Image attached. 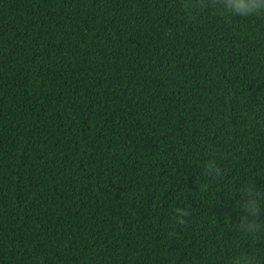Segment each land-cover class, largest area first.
<instances>
[{
	"label": "trees",
	"instance_id": "1",
	"mask_svg": "<svg viewBox=\"0 0 264 264\" xmlns=\"http://www.w3.org/2000/svg\"><path fill=\"white\" fill-rule=\"evenodd\" d=\"M210 157L224 175L200 193ZM250 179L264 188V17L0 0V264H224L264 249L225 219ZM174 205L192 213L179 240Z\"/></svg>",
	"mask_w": 264,
	"mask_h": 264
},
{
	"label": "clouds",
	"instance_id": "2",
	"mask_svg": "<svg viewBox=\"0 0 264 264\" xmlns=\"http://www.w3.org/2000/svg\"><path fill=\"white\" fill-rule=\"evenodd\" d=\"M180 6L188 19L209 9L228 18L264 17V0H180ZM202 172L205 182L198 186L200 193L207 192L224 175V169L213 157L203 162ZM237 195L239 199H236ZM184 196L185 192L180 191L177 199ZM226 196L232 198L233 210L239 212V217L235 225L231 223L230 217L226 216L225 219L235 229L240 241H250L254 248L264 244V188H257L254 180L250 179L246 184L230 186ZM191 215L190 206L174 205L169 214L168 234L177 240L181 239ZM224 264H264V249L249 251L247 247H240L239 251L225 259Z\"/></svg>",
	"mask_w": 264,
	"mask_h": 264
}]
</instances>
